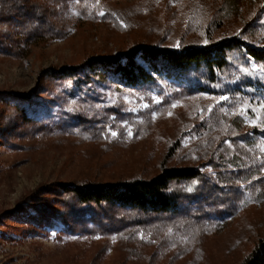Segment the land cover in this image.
Returning a JSON list of instances; mask_svg holds the SVG:
<instances>
[{
    "label": "rangeland",
    "instance_id": "1",
    "mask_svg": "<svg viewBox=\"0 0 264 264\" xmlns=\"http://www.w3.org/2000/svg\"><path fill=\"white\" fill-rule=\"evenodd\" d=\"M22 2L20 7L29 13H13L14 17L0 13V264L241 260L264 235V196L216 228L180 219L153 222L130 236L75 224V198L57 187L61 182L148 178L159 172L170 152L168 165L191 163L194 160L186 152L200 141L197 133L186 129L197 120L199 109L215 106L225 125L241 122L242 130L251 135L263 127V104L246 100L222 104V98L216 102L210 94L166 98L155 87L124 88L112 77L59 79L53 73L91 56L111 57L136 42L167 45L186 33L190 40L196 37L193 28L205 27L214 17L226 18L214 36L226 29L234 32L264 12L263 0ZM32 14L38 15L39 27H33ZM43 24L52 25L54 31ZM25 27L30 31L21 37L17 32ZM179 137L181 147L172 149ZM224 141L231 144L227 138ZM256 143L259 148L252 152L260 156L264 144ZM199 165L222 182L213 164L203 160ZM35 189L37 197L20 202Z\"/></svg>",
    "mask_w": 264,
    "mask_h": 264
},
{
    "label": "trees",
    "instance_id": "2",
    "mask_svg": "<svg viewBox=\"0 0 264 264\" xmlns=\"http://www.w3.org/2000/svg\"><path fill=\"white\" fill-rule=\"evenodd\" d=\"M2 3L0 13H12V17L13 13H29L20 7L22 0ZM254 16L239 30L229 33L226 29L215 36L213 32L222 27L226 18H210L205 27L193 28L196 37L190 40L186 33V37L183 35L167 45L136 42L111 57L91 56L78 65L63 66L53 77L74 79L78 75H91L105 80L112 77L124 88L155 87L166 98L210 94L216 102L222 98V104L246 100L263 104V109L264 12ZM31 17L35 19L33 27H39L38 15ZM226 17L230 18L231 14ZM6 18L11 21L10 17ZM44 24L42 27H48L49 32L54 31L52 25ZM21 30L17 32L21 37L30 31L27 27ZM196 118L186 129L197 133L200 141V145L186 152L194 160L191 163L168 165L170 152L159 172L148 178L61 182L57 188L75 198L73 222L130 236L153 222L162 224L180 219L191 225L216 228L262 198L264 153L260 157L252 149L259 148L256 142L264 144V122L262 128L256 127L250 135L242 130L241 122L225 125L222 121L226 119L215 106L210 110L199 109ZM25 119L32 120L27 116ZM225 138L231 141L230 145L225 143ZM174 147H181L180 137L171 144ZM203 160L214 165L222 182L201 169L199 163ZM37 194V189L32 190L20 202L32 200ZM236 264H264V235L257 237L251 250Z\"/></svg>",
    "mask_w": 264,
    "mask_h": 264
},
{
    "label": "snow or ice",
    "instance_id": "3",
    "mask_svg": "<svg viewBox=\"0 0 264 264\" xmlns=\"http://www.w3.org/2000/svg\"><path fill=\"white\" fill-rule=\"evenodd\" d=\"M175 106H176V105H173V107H175ZM129 134H131V133H129ZM111 135L115 136L116 133H115V132H112Z\"/></svg>",
    "mask_w": 264,
    "mask_h": 264
}]
</instances>
